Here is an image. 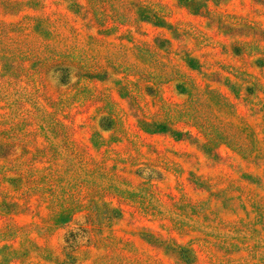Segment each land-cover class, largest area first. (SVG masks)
<instances>
[{"label":"rangeland","instance_id":"obj_1","mask_svg":"<svg viewBox=\"0 0 264 264\" xmlns=\"http://www.w3.org/2000/svg\"><path fill=\"white\" fill-rule=\"evenodd\" d=\"M192 1L0 0V264H264V0Z\"/></svg>","mask_w":264,"mask_h":264},{"label":"trees","instance_id":"obj_2","mask_svg":"<svg viewBox=\"0 0 264 264\" xmlns=\"http://www.w3.org/2000/svg\"><path fill=\"white\" fill-rule=\"evenodd\" d=\"M182 1L184 2V4H187L188 6H191L193 2L192 0H182ZM41 35H38V38H41ZM73 67L74 66L72 65H64L62 63H55L51 65L47 70L48 78L50 77L49 79H51L54 83L58 84L59 86H65L71 81ZM32 172H34L36 175L37 174L42 175L44 174L43 172L45 171L42 168H34L32 169ZM21 179L22 177H19L18 181H21ZM90 230H92L91 227L79 229V231L83 233L81 235L78 234L79 236H76L77 233L72 232L70 236H68V238L65 240L66 247L72 250L73 247L77 246L79 239L80 238L82 239V237L83 239L88 241L89 240L88 235L90 234V232H92ZM176 250H178V248ZM193 252L194 251L192 250L181 248L180 251L177 253V257H179L181 262H183L184 264H194L197 259L192 257ZM74 260L75 259L73 257L70 258L68 256V258L64 261V263H61V264H76V261Z\"/></svg>","mask_w":264,"mask_h":264}]
</instances>
